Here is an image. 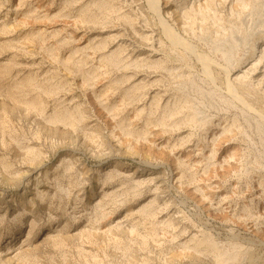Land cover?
Here are the masks:
<instances>
[{
  "label": "rangeland",
  "instance_id": "rangeland-1",
  "mask_svg": "<svg viewBox=\"0 0 264 264\" xmlns=\"http://www.w3.org/2000/svg\"><path fill=\"white\" fill-rule=\"evenodd\" d=\"M0 264H264V0H0Z\"/></svg>",
  "mask_w": 264,
  "mask_h": 264
},
{
  "label": "bare ground",
  "instance_id": "bare-ground-1",
  "mask_svg": "<svg viewBox=\"0 0 264 264\" xmlns=\"http://www.w3.org/2000/svg\"><path fill=\"white\" fill-rule=\"evenodd\" d=\"M256 47L257 45L256 44H253L252 47H251V50H250V55L252 56L256 50ZM263 58V57H261ZM242 78L241 76L238 77V79Z\"/></svg>",
  "mask_w": 264,
  "mask_h": 264
}]
</instances>
